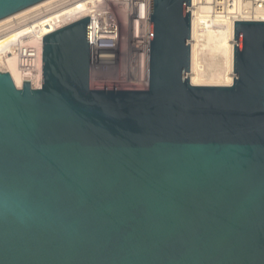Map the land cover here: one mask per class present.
<instances>
[{"label": "water", "instance_id": "water-1", "mask_svg": "<svg viewBox=\"0 0 264 264\" xmlns=\"http://www.w3.org/2000/svg\"><path fill=\"white\" fill-rule=\"evenodd\" d=\"M47 0H0V21ZM192 0H152L146 91H92L89 17L0 71V264H264V22L190 82Z\"/></svg>", "mask_w": 264, "mask_h": 264}, {"label": "bare ground", "instance_id": "bare-ground-1", "mask_svg": "<svg viewBox=\"0 0 264 264\" xmlns=\"http://www.w3.org/2000/svg\"><path fill=\"white\" fill-rule=\"evenodd\" d=\"M57 1L59 0L44 1L34 7L1 20L0 27H3L6 24L10 25L9 23L15 22V20L17 21L18 19L20 20L21 18L23 19L26 15L28 16V14H32V12L44 7H50L51 4H54ZM81 1L83 0H74L73 3L60 10L62 12L64 9L62 13H59L57 16L50 19H44V21L38 26H33L32 28L17 32L22 29L19 28L21 24L29 22L22 20L7 27L6 31L0 34V67H5L6 72L12 76L18 89L23 87V82L25 80L20 74L18 61L13 55V44L38 28L40 30L39 33L28 38V42L36 44L39 48L43 71V39L47 35L54 33L63 27L88 17L89 13L94 8L93 5L100 0H92L88 4L83 2V4H80ZM194 5L195 4L191 3V13L193 15L191 18L190 38V82L195 87H230L234 83L235 23L232 18L230 21L215 20L213 18L210 19L209 8L207 6L194 7ZM261 19L264 21V16H262ZM130 23L132 25L131 28H133V21L131 20ZM148 52L150 53V50ZM149 53H147V55L144 54L140 60L138 59L135 68V71L141 68L142 70H145L146 75L144 74V77L148 82L150 73ZM115 54L116 50L104 51L99 62V65H102L100 68L103 66H110L113 63V57L116 56ZM0 71L2 72L3 70L0 69ZM138 74L141 75L143 73L138 72ZM40 89H42L41 83L34 90Z\"/></svg>", "mask_w": 264, "mask_h": 264}, {"label": "built area", "instance_id": "built-area-1", "mask_svg": "<svg viewBox=\"0 0 264 264\" xmlns=\"http://www.w3.org/2000/svg\"><path fill=\"white\" fill-rule=\"evenodd\" d=\"M101 1V0H100ZM97 1L89 13V47H90V69L92 73L100 68L99 62L104 51L116 50L119 40V22L116 17L104 6V1ZM120 1V0H118ZM126 8L127 16L133 21V31L136 45L141 48L145 55L149 53L151 42V17L152 0H121ZM194 7L207 6L209 18L215 20H228L235 22H264V0H192ZM54 7L45 8L35 14L17 20L16 23L42 17L52 11ZM191 13V18H192ZM86 17V18H88ZM85 19V18H84ZM82 20V19H81ZM11 23L7 25L10 27ZM7 27L0 28V34L4 33ZM37 28L25 37L13 44V55L18 61L20 74L24 82H30L32 89L42 84V62L40 50L36 44L28 42V38L39 33ZM39 35V34H38ZM150 54V53H149ZM115 57H113V61Z\"/></svg>", "mask_w": 264, "mask_h": 264}, {"label": "rangeland", "instance_id": "rangeland-1", "mask_svg": "<svg viewBox=\"0 0 264 264\" xmlns=\"http://www.w3.org/2000/svg\"><path fill=\"white\" fill-rule=\"evenodd\" d=\"M90 1L92 0H83L80 2V4L82 2L88 4L90 3ZM73 2L74 0H64V1L59 0L54 4H51V6L49 5L50 7L52 6L54 7L52 9L53 11L44 14L42 17L33 19L32 22L21 24L20 27L17 26L19 28H22L17 32H20L24 29L32 28L33 26H38L44 21V19H50L54 16H57L59 13L63 12L64 9L62 10V12L60 11L62 8L70 5ZM104 6L108 7L109 11L116 17V19L119 22V40L115 54L116 59L113 61V63L110 66H106V67L103 66L102 68H99L94 73H92L91 90L92 91H132V90L146 91L149 87V82L146 81L147 79L144 77L146 75L145 70L144 69L142 70V68L140 67L141 69L135 71L138 59L140 60L145 53L141 48H138V46L136 45L137 43V40H135L136 36L134 34L133 29L131 28L132 25L130 23L129 17L127 16L126 8L121 0L120 1L104 0ZM45 8H48V6L39 9L35 12H32V14H35ZM30 14H28V16H30ZM11 23H16V20L15 22H11ZM7 25L8 24L4 26L7 27ZM0 69L6 72L5 67H0ZM138 72L143 74L140 75L138 74Z\"/></svg>", "mask_w": 264, "mask_h": 264}]
</instances>
